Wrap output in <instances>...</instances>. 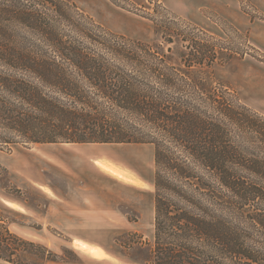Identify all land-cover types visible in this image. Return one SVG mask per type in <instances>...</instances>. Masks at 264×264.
Returning a JSON list of instances; mask_svg holds the SVG:
<instances>
[{"label":"trees","instance_id":"16d2710c","mask_svg":"<svg viewBox=\"0 0 264 264\" xmlns=\"http://www.w3.org/2000/svg\"><path fill=\"white\" fill-rule=\"evenodd\" d=\"M152 13L145 41L73 0H0V145L151 144L147 264H264V115L215 72L254 47L225 20L221 37L162 3ZM24 254L54 259L0 211V260Z\"/></svg>","mask_w":264,"mask_h":264},{"label":"rangeland","instance_id":"374dc122","mask_svg":"<svg viewBox=\"0 0 264 264\" xmlns=\"http://www.w3.org/2000/svg\"><path fill=\"white\" fill-rule=\"evenodd\" d=\"M73 1L108 29L145 41L154 40V24L142 14H153L157 3L221 37L225 20L254 47L248 48L253 55L244 58L264 65V52L251 32L252 24L264 31V0H121L132 11L110 0ZM240 59L215 69L233 89L234 71L245 67L234 63ZM154 169L151 144L0 145V211L13 232L54 254L44 260L24 254L30 264H147L153 244ZM74 240L99 250L91 252Z\"/></svg>","mask_w":264,"mask_h":264},{"label":"crops","instance_id":"0c3cea01","mask_svg":"<svg viewBox=\"0 0 264 264\" xmlns=\"http://www.w3.org/2000/svg\"><path fill=\"white\" fill-rule=\"evenodd\" d=\"M253 42L264 52V31L256 30L257 26L252 24ZM234 59L229 62L234 61ZM228 62V63H229ZM244 65L241 72L234 71L235 79L233 81L235 89L240 99L248 106L254 108L264 115V65L254 64L252 60L241 58L240 61L234 62ZM240 81L238 84L237 81ZM233 89V88H232Z\"/></svg>","mask_w":264,"mask_h":264},{"label":"bare ground","instance_id":"6f19581e","mask_svg":"<svg viewBox=\"0 0 264 264\" xmlns=\"http://www.w3.org/2000/svg\"><path fill=\"white\" fill-rule=\"evenodd\" d=\"M91 155H98V156H99V154H95V153H91ZM74 243H76L78 246H81V247L87 248V249H89L91 252H94V253H97L98 250H99L97 247L92 246V245H88V244H86L85 242L80 241V240H74Z\"/></svg>","mask_w":264,"mask_h":264}]
</instances>
